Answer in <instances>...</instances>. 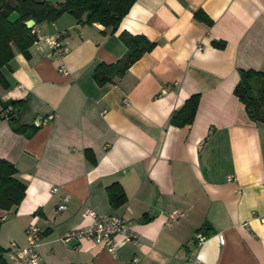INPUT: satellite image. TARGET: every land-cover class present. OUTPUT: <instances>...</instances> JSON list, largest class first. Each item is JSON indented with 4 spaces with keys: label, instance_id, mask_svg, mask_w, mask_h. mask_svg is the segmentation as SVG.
Listing matches in <instances>:
<instances>
[{
    "label": "crops",
    "instance_id": "obj_1",
    "mask_svg": "<svg viewBox=\"0 0 264 264\" xmlns=\"http://www.w3.org/2000/svg\"><path fill=\"white\" fill-rule=\"evenodd\" d=\"M33 26L66 30L68 52L12 44L0 68V159L25 185L17 206L0 208V247L23 245L35 221L42 264H264V124L233 94L239 70H264V0H135L115 31L86 13ZM122 30L154 46L98 85L95 67L125 54ZM191 95L192 122L173 125ZM19 101L11 123L4 106ZM113 183L125 195L117 207L106 194ZM86 208L126 218L136 241L114 254L91 239L60 243L92 222Z\"/></svg>",
    "mask_w": 264,
    "mask_h": 264
},
{
    "label": "trees",
    "instance_id": "obj_2",
    "mask_svg": "<svg viewBox=\"0 0 264 264\" xmlns=\"http://www.w3.org/2000/svg\"><path fill=\"white\" fill-rule=\"evenodd\" d=\"M135 0H64L62 3L51 4L45 0H0V68L13 56L12 44L23 50L34 41L31 27L24 22L33 19L35 24L43 21H54L66 12L76 18L86 13V21L99 22L117 30L120 20L128 12ZM17 17L10 20V15ZM197 18L202 19L199 12ZM119 38L126 47L125 54L115 63H99L93 71V79L98 85L113 81V78L122 76L145 52L150 51L154 43L140 34H131L122 30ZM214 46L223 47L222 42H213ZM0 84L4 79L0 72ZM233 94L244 105L247 115L254 122L264 124V70H239V80L233 88ZM198 95L189 96L183 105L176 110L170 122L176 126L190 124L194 118ZM16 108L21 102H11ZM7 106H4V110ZM15 109L10 114V122L15 123ZM15 168L11 163L0 159V208L9 210L17 206L24 197L25 185L15 177ZM108 202L117 207L125 202V195L118 183L106 188ZM0 247V264H5Z\"/></svg>",
    "mask_w": 264,
    "mask_h": 264
},
{
    "label": "built area",
    "instance_id": "obj_3",
    "mask_svg": "<svg viewBox=\"0 0 264 264\" xmlns=\"http://www.w3.org/2000/svg\"><path fill=\"white\" fill-rule=\"evenodd\" d=\"M31 32L34 35L35 43L45 44L50 55L54 58H61L68 52V47L64 42L66 30H58L53 33H42L37 27L32 26ZM59 72L66 73L63 65L59 66ZM11 105L4 110L6 117H10L13 112ZM229 175L227 180H231ZM56 188H52L55 191ZM58 210L66 208V199L61 198L58 204ZM83 216L92 218V222L83 225L79 228L72 229L62 233L58 240L60 243L67 245L72 239L81 240L83 238L91 239L93 242L102 245V247L111 254H114L117 247L128 242H135L136 236L131 229L126 218L121 216H98L89 208L84 209ZM174 215H171V219ZM261 223H264V216H257ZM25 243L18 245L15 242H10L9 245L3 249L2 256L5 264H42L41 258L37 252V246L41 239V230L35 221L30 222L24 229ZM120 236V240L116 239ZM137 261L136 258L133 259ZM190 264H201L196 259H189Z\"/></svg>",
    "mask_w": 264,
    "mask_h": 264
},
{
    "label": "water",
    "instance_id": "obj_4",
    "mask_svg": "<svg viewBox=\"0 0 264 264\" xmlns=\"http://www.w3.org/2000/svg\"><path fill=\"white\" fill-rule=\"evenodd\" d=\"M24 24L26 25V27L30 28L35 24V21L33 19H28L24 22ZM39 121H41V118L37 117V121L35 123H38Z\"/></svg>",
    "mask_w": 264,
    "mask_h": 264
}]
</instances>
